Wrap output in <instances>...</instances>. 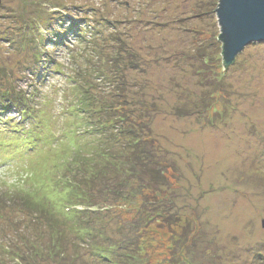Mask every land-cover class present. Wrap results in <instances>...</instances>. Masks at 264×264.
Wrapping results in <instances>:
<instances>
[{"label": "rangeland", "instance_id": "obj_1", "mask_svg": "<svg viewBox=\"0 0 264 264\" xmlns=\"http://www.w3.org/2000/svg\"><path fill=\"white\" fill-rule=\"evenodd\" d=\"M218 3L2 0L0 264H20L15 251H34L36 262L29 264H96L87 247L73 242L65 219L55 225L67 232L66 256L49 253L50 222L29 209L38 202L59 215L48 206L51 190H87L81 171L73 177L76 154L64 135L69 133L84 157L99 146L81 110L78 85L104 71L101 89L91 92L109 100L112 81L122 71L116 76L117 65L97 63V54L90 53L95 45L107 58L131 47L146 61L145 70L130 73L126 84L145 87L158 109L152 132L172 167L169 191L182 217L174 229L148 228L150 264H264V42L247 46L224 72L221 61L204 63L217 52ZM90 22H102L100 36L85 28ZM57 29L63 36L51 35ZM41 50L43 60L28 71L32 65L25 63L36 62ZM4 90L24 95L28 105L11 104ZM67 202L68 208L72 201Z\"/></svg>", "mask_w": 264, "mask_h": 264}, {"label": "trees", "instance_id": "obj_2", "mask_svg": "<svg viewBox=\"0 0 264 264\" xmlns=\"http://www.w3.org/2000/svg\"><path fill=\"white\" fill-rule=\"evenodd\" d=\"M91 23L85 28L90 29L93 36H100L102 22H97V26ZM30 26L27 23V27ZM86 29L80 30L82 34L74 37L81 38ZM50 31L56 37L63 36L65 32L63 30L62 33L59 29ZM110 35L112 42L115 34L111 32ZM90 44H93L91 40ZM215 44L217 52L209 59L202 60L204 63L221 61L223 63L220 66L226 68L221 33L215 38ZM96 48L97 45L92 46L90 53L97 54V63L105 60V63H111L113 67L117 65L120 69L114 72L116 76L121 69L122 71L120 77L112 81L113 90L109 100V97L101 96V91L91 92L99 87L104 71L93 74L91 82L84 81L87 84H76L81 90V110L88 114V126H93L89 133L100 137L99 146L93 155L84 157L78 153V147L69 133H64L66 141L73 146L76 154L73 164L77 166V171L72 172L73 177L81 171L84 174L82 187L87 190L82 193L70 186L63 187L61 192L51 190L48 206L59 215H54L47 206L38 202H31L29 209L32 214L50 222L52 245L48 248L49 253L60 252L66 256L64 245L67 243V232L55 225L65 219L72 224L69 233H73V242L77 241V245L87 247L86 250L94 255L96 264H150L148 246L145 245L148 228L158 225L174 229L182 220L174 205L173 192L169 191L171 182L168 172L172 167L167 163V153L161 149L152 132L153 115L158 109L154 101L149 103L145 87L126 84L130 73H142L147 67L146 61L138 53L132 52V48L128 47L117 52L115 57L107 58V54L103 56ZM42 52L43 50L36 53V62L25 63V67L32 65L28 71L38 67L43 60ZM126 54L129 58L125 59ZM22 65L20 69L23 71L25 67ZM106 71L109 74L111 72ZM215 75V79L222 80V73L216 71ZM3 94L13 97L11 104L18 107L23 103L28 105L24 95L17 96L16 92L10 90H4ZM207 119L212 122V118ZM46 131L51 132L49 126ZM96 197H99V202ZM68 200L73 204L70 202L67 208ZM74 205L80 209L73 207ZM13 253L20 264H29L30 260L36 262L34 251Z\"/></svg>", "mask_w": 264, "mask_h": 264}, {"label": "water", "instance_id": "obj_3", "mask_svg": "<svg viewBox=\"0 0 264 264\" xmlns=\"http://www.w3.org/2000/svg\"><path fill=\"white\" fill-rule=\"evenodd\" d=\"M218 5L215 10L229 65L250 44L264 42V0H220Z\"/></svg>", "mask_w": 264, "mask_h": 264}]
</instances>
